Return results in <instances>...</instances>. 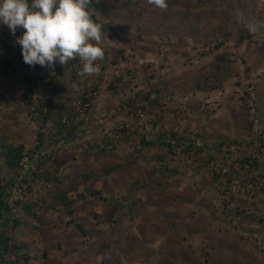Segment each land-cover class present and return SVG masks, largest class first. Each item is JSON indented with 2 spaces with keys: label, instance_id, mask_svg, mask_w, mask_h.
<instances>
[{
  "label": "rangeland",
  "instance_id": "rangeland-1",
  "mask_svg": "<svg viewBox=\"0 0 264 264\" xmlns=\"http://www.w3.org/2000/svg\"><path fill=\"white\" fill-rule=\"evenodd\" d=\"M96 2L99 74L81 77L78 57L54 69L0 60V151L23 145L35 165L13 201L17 264H161L170 250V264H264V125L253 121L259 93L264 114V0H167L164 13ZM159 137L186 138L166 167L161 145L141 144ZM21 172L7 176L0 155L3 182ZM76 224L96 226L84 238Z\"/></svg>",
  "mask_w": 264,
  "mask_h": 264
},
{
  "label": "clouds",
  "instance_id": "clouds-1",
  "mask_svg": "<svg viewBox=\"0 0 264 264\" xmlns=\"http://www.w3.org/2000/svg\"><path fill=\"white\" fill-rule=\"evenodd\" d=\"M91 0H0V25L17 37L25 64L54 69L79 58L81 77L99 74L105 52L102 25L92 19ZM147 7L167 12V0H146Z\"/></svg>",
  "mask_w": 264,
  "mask_h": 264
},
{
  "label": "trees",
  "instance_id": "trees-1",
  "mask_svg": "<svg viewBox=\"0 0 264 264\" xmlns=\"http://www.w3.org/2000/svg\"><path fill=\"white\" fill-rule=\"evenodd\" d=\"M98 10V3L96 0H91V3L89 5V11L91 13L92 19L99 23L98 20H96L94 12ZM23 29L17 30L16 35H12L10 30L8 29L7 26L0 25V60L5 62L8 66H15L16 64H22L21 60V48L20 46L16 45V39L20 35L23 34ZM230 74V70L225 71V75L228 77ZM26 76V75H25ZM25 83L27 85V93L28 97H23L25 102H30L32 100V96L35 94V84L32 81L25 80ZM214 86V89H217V85H212ZM221 86V83L219 85V88ZM218 88V89H219ZM212 89V87H211ZM246 96H250V92L246 91L245 92ZM86 101H90V99L87 98V96H84ZM258 102L253 101V104L255 105L256 112L258 113L257 115H254V120L258 121L260 125H264V114L262 112V104H261V94L259 93L258 95ZM251 118L252 115H247V118ZM252 121V123H253ZM251 124V123H250ZM72 134V133H70ZM175 139V138H174ZM260 142L261 145L264 146V139H262L261 136L257 138ZM186 138L185 137H180L176 139V141H172L171 143L164 144L162 143V139L159 137L158 139L148 141L146 139H142L141 144L144 147H155V146H160L163 148L164 154L158 156V160L161 163L167 164L166 159L168 158V155H173L174 154V147L176 146L177 148L185 143ZM174 143L176 145H174ZM194 143H191V149L193 148ZM223 143H220V145L215 148L214 151H220L223 147ZM40 149V148H39ZM168 149V150H167ZM100 154L105 155L106 154V149H102ZM1 157H3V172L6 173V175H13L14 173H20L23 168L22 160L25 157V147L23 145H15L12 143L6 144L5 146L2 147L0 151ZM213 159V158H211ZM248 162H250L249 159H247ZM211 162V161H209ZM246 163V162H243ZM254 167L259 168L260 165L256 161H254ZM122 168V165L119 164H114L112 166H106L102 168L103 176L104 177H109L112 174H116L117 172L120 171ZM168 170V169H167ZM221 177V175H219ZM42 178V176H40ZM16 185V180L15 178H11L8 180V182H3V179L0 177V264H17L21 261V257L19 254L22 252V246L18 244L13 243V235L18 231V229H21L24 225L23 223V214L21 211H18V208L20 206V202L14 203L10 201V198L12 197V190L14 189ZM93 194H98L94 193ZM59 201L64 204L65 207L71 208L74 204L72 200H67L66 199V194L61 193L58 195ZM83 200H85V197L81 196ZM23 211L25 214L28 216H31V218H34V215L32 214L33 211V206L32 205H24ZM245 212L244 210H237L236 216H242L244 215ZM251 220H256L255 216L250 217ZM260 223H263L261 220ZM95 224H91L88 228L85 227L84 225L76 224L75 228L79 230L78 234L80 236H83L86 238L88 234L92 231V229H95ZM108 246V243L105 242L101 244L98 247L97 253H102L106 247ZM176 252L175 250H170L166 251L163 254V258L161 261V264H170V260L172 259L173 256H175ZM16 256V261H7L8 256ZM247 257L249 256L248 254L246 255ZM22 257L24 261H27L29 259V255L26 254L25 252L22 253ZM234 264H237V261L233 260ZM112 264H121V261L117 258L115 262ZM253 264V261L250 263Z\"/></svg>",
  "mask_w": 264,
  "mask_h": 264
},
{
  "label": "built area",
  "instance_id": "built-area-1",
  "mask_svg": "<svg viewBox=\"0 0 264 264\" xmlns=\"http://www.w3.org/2000/svg\"><path fill=\"white\" fill-rule=\"evenodd\" d=\"M22 164H23L22 172L20 174V177L17 178L16 185L12 190L13 196L11 202H13L14 200H18L19 198H23L26 189L22 181L27 179V175L29 172L35 170V165L33 163V160L30 159L28 156L24 157V159L22 160Z\"/></svg>",
  "mask_w": 264,
  "mask_h": 264
}]
</instances>
